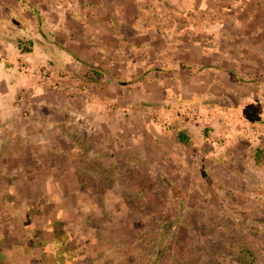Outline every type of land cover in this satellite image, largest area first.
<instances>
[{"label": "rangeland", "instance_id": "374dc122", "mask_svg": "<svg viewBox=\"0 0 264 264\" xmlns=\"http://www.w3.org/2000/svg\"><path fill=\"white\" fill-rule=\"evenodd\" d=\"M258 149L264 0H0V264H264Z\"/></svg>", "mask_w": 264, "mask_h": 264}, {"label": "trees", "instance_id": "16d2710c", "mask_svg": "<svg viewBox=\"0 0 264 264\" xmlns=\"http://www.w3.org/2000/svg\"><path fill=\"white\" fill-rule=\"evenodd\" d=\"M24 51H26V50H24ZM177 140H178V142L181 143V144H187V143H188V137H187V135H186L185 132H179V133L177 134ZM256 154H258V155H260L261 157L264 158V149H263V150L258 149V150L256 151Z\"/></svg>", "mask_w": 264, "mask_h": 264}, {"label": "crops", "instance_id": "0c3cea01", "mask_svg": "<svg viewBox=\"0 0 264 264\" xmlns=\"http://www.w3.org/2000/svg\"><path fill=\"white\" fill-rule=\"evenodd\" d=\"M215 70H218V69H215Z\"/></svg>", "mask_w": 264, "mask_h": 264}]
</instances>
